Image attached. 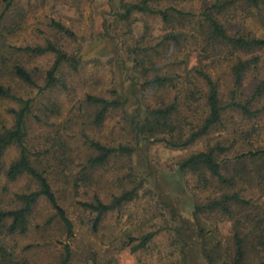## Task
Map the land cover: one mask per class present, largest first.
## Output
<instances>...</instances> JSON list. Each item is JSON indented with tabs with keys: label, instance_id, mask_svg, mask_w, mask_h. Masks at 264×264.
Instances as JSON below:
<instances>
[{
	"label": "rangeland",
	"instance_id": "1",
	"mask_svg": "<svg viewBox=\"0 0 264 264\" xmlns=\"http://www.w3.org/2000/svg\"><path fill=\"white\" fill-rule=\"evenodd\" d=\"M142 2L154 12H127ZM203 12L229 35L264 38V0L257 6L245 0H0V84L14 96L0 97V134L14 126L20 99L30 100L23 131L30 163L47 177L73 226L67 237L40 196L24 231L7 232L11 218L0 225V264H61L66 245L67 264H223L233 259L238 238L245 263H264V153L252 154L264 149V46L221 43ZM48 45L66 55L50 86L46 75L57 53L24 50ZM16 66L33 82L21 80ZM204 73L217 88L221 120L176 146L208 115ZM89 96L115 103L97 121L101 106ZM167 108L170 113L153 114ZM91 141L129 151L93 164L98 152ZM208 149L221 177L201 165L180 167ZM18 156L19 147L10 144L0 158V211L22 207V195L39 188L26 173L6 176ZM127 191L132 199L96 224L97 212L82 204H112ZM232 195L238 201L225 199Z\"/></svg>",
	"mask_w": 264,
	"mask_h": 264
},
{
	"label": "trees",
	"instance_id": "2",
	"mask_svg": "<svg viewBox=\"0 0 264 264\" xmlns=\"http://www.w3.org/2000/svg\"><path fill=\"white\" fill-rule=\"evenodd\" d=\"M246 2L251 3L253 6L258 5V0H245ZM149 11L154 12L147 4L146 2H142L141 4H130L127 7V12L130 13L131 11ZM158 13L162 16L163 19H166V11H158ZM200 15L204 18V20L207 22V28L210 31L211 36H213L216 40L220 41L223 44L239 48V49H247V48H253V47H262L264 46V38H247L242 36H232L229 35L224 26L217 21L215 18H213L210 14H207V12H203ZM54 25H56L61 30H64L65 32L69 33V30L64 28L61 24L54 22ZM24 50L29 51L31 53H44L46 51H54L57 53L56 59L52 65V67L47 71L46 75V86H50L54 84L57 79L55 78V71L57 70L59 64L66 60V55L62 52L56 50L52 45H48L46 47H25ZM244 71L243 64H238L236 68H234V82L235 84H239L242 74ZM15 73L16 75L27 83H32L33 80L31 78V75L22 67L16 66L15 67ZM203 78L208 86V92H207V106H208V115L204 119L201 126L198 128V130L192 132L188 139H186L184 142L174 144L176 146H185L191 141L197 139L200 135L207 132L210 127L217 124L221 120V110L222 106L220 105L219 98H218V92L215 84L211 80V78L207 74H202ZM155 81H158L156 79ZM0 97H14L11 94L10 88L4 87L0 84ZM88 100L93 103L100 104V110L98 111L96 115V120L99 121L104 117L105 112L107 109L112 106L115 101H109L104 98L99 97H88ZM20 101L23 103V107L16 112V120L14 123V126L5 131L4 133L0 134V158L2 155L3 150L10 144H16L19 147V156L16 160L10 163L7 171L6 176L9 179L16 178L19 174L26 173L33 177L38 182V190L30 192L28 194L22 195L23 200V206L14 209V210H6V211H0V225L3 224L4 220L6 218H11V223L6 227L7 232L13 233L17 230L24 231L25 230V223H26V216L30 212L32 205L34 202L40 197L44 196L45 199L48 201V203L51 205V207L55 210L57 216L62 221L67 237L72 236L73 234V226L69 218L67 217L65 211L63 208L59 205L57 201V197L47 179V177L44 175L43 172L39 171L37 168H35L29 160L27 149L23 142V131H24V121L27 113L30 109V100H22ZM231 105L237 106L242 108L243 110L247 111L246 108L238 103H235L234 101L230 103ZM173 107V105L171 106ZM170 108L167 109H159L158 111H153V114L160 113L162 115H165L167 113H170ZM91 146L94 147V149L98 152V154L90 159V162L93 164H101L105 161L108 155L112 153L117 152H126L129 151L128 147L125 146H119V147H106L104 145H101L98 142L91 141ZM264 153V149L256 152H252V154H259ZM198 165L204 166L207 168L213 175L221 177L220 174V166L219 163L216 161V159L213 156L212 149H208L206 151H201L195 154L190 155L187 157L181 164L180 167L182 169L186 168H193ZM1 159H0V174H1ZM134 192L133 191H127L120 196H118L114 203L112 204H104L99 200H95V202L91 203H82L85 207H88L94 211L97 212L96 218H95V224L99 221L100 217L107 212L108 210L112 209L113 207L129 201L132 199ZM234 199L237 200L235 195L229 196L225 199ZM152 234L148 233L140 238V242L138 243L139 246H144L149 239L151 238ZM240 239L238 238L236 240V250L235 255L233 259L229 262H224L223 264H247L243 261V251L240 246ZM69 259V247L65 246V256L61 262V264H67ZM264 264V263H259Z\"/></svg>",
	"mask_w": 264,
	"mask_h": 264
}]
</instances>
